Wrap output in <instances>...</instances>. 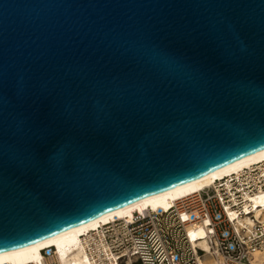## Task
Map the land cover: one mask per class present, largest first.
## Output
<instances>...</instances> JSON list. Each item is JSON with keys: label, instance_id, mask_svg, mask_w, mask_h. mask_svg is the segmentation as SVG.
<instances>
[{"label": "water", "instance_id": "95a60500", "mask_svg": "<svg viewBox=\"0 0 264 264\" xmlns=\"http://www.w3.org/2000/svg\"><path fill=\"white\" fill-rule=\"evenodd\" d=\"M264 150V0H0V254Z\"/></svg>", "mask_w": 264, "mask_h": 264}, {"label": "built area", "instance_id": "2783aa9c", "mask_svg": "<svg viewBox=\"0 0 264 264\" xmlns=\"http://www.w3.org/2000/svg\"><path fill=\"white\" fill-rule=\"evenodd\" d=\"M262 195L264 162L175 201L168 212L112 221L87 237L86 251L92 264H198L190 233L202 227L224 264H251L253 253L264 251V222L254 216ZM42 253L45 264H56L50 251Z\"/></svg>", "mask_w": 264, "mask_h": 264}, {"label": "bare ground", "instance_id": "6f19581e", "mask_svg": "<svg viewBox=\"0 0 264 264\" xmlns=\"http://www.w3.org/2000/svg\"><path fill=\"white\" fill-rule=\"evenodd\" d=\"M261 162H264V150L220 168L194 182L178 186L167 192L110 212L87 224L32 246L2 253L0 254V264H45L42 251L46 249L51 252V260L56 264H92L86 251L85 241L93 231L117 219L130 222L136 214L145 216L153 212H168L175 205V201L211 188L216 182L233 174L237 175L243 169ZM255 204H258L256 207L261 206V208L255 211L254 216L259 223H263L264 195L258 196L255 199ZM245 222L248 223V219H245ZM190 242L198 264H224L223 259L217 253L214 238L204 228L199 227L191 232ZM125 261L126 264H134L133 259H126ZM116 264H118V261ZM251 264H264V251H255L252 255Z\"/></svg>", "mask_w": 264, "mask_h": 264}]
</instances>
